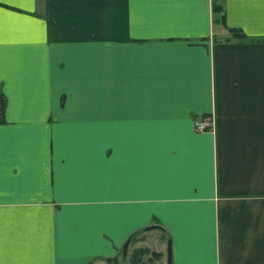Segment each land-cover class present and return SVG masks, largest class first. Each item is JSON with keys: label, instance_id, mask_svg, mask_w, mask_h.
Here are the masks:
<instances>
[{"label": "crops", "instance_id": "0c3cea01", "mask_svg": "<svg viewBox=\"0 0 264 264\" xmlns=\"http://www.w3.org/2000/svg\"><path fill=\"white\" fill-rule=\"evenodd\" d=\"M0 92V264H264V0H0Z\"/></svg>", "mask_w": 264, "mask_h": 264}, {"label": "rangeland", "instance_id": "374dc122", "mask_svg": "<svg viewBox=\"0 0 264 264\" xmlns=\"http://www.w3.org/2000/svg\"><path fill=\"white\" fill-rule=\"evenodd\" d=\"M215 16L218 18L219 12L215 13ZM228 31H229V36L237 37V31H235V32H232L230 30H228ZM152 225H154V224H152ZM137 234L134 235V237L131 239V241L129 239L131 246L128 250V245H127L126 254L124 257L121 258L122 255H120V250H119L118 255L114 258H110L109 262L105 258H98V259H95V260L88 262V263L89 264H130L128 262V260L131 256L132 251L136 248H146L148 252L141 255V259L143 261L149 262L150 264H163L161 261L159 262L160 253H158L155 250H157V248L159 246L157 243L161 242L160 240L165 239V236L162 235V237L160 239L161 234L155 230L152 232L148 231L147 233L141 234V235L140 234L137 235ZM138 236H141V237L137 238ZM135 243H136V245H135ZM137 245H140V246L138 247ZM152 252L156 253V256L153 255ZM111 259L113 260V262H111Z\"/></svg>", "mask_w": 264, "mask_h": 264}, {"label": "trees", "instance_id": "16d2710c", "mask_svg": "<svg viewBox=\"0 0 264 264\" xmlns=\"http://www.w3.org/2000/svg\"><path fill=\"white\" fill-rule=\"evenodd\" d=\"M212 11H213V13L219 12V16H218L217 19H221V16H222L220 14L221 8H220V6L218 4H216V3H213L212 4ZM228 30H230L232 32L237 31L234 28H228ZM237 36H242V34L239 31H237ZM4 106H5V98H4V95L0 92V123L3 122V110H4ZM133 237H134V234H132L129 237L130 241H131V239ZM146 252H148L146 248H136V249H134L132 251V253H131V256H130L128 262L130 264H150L149 262H145V261H143L141 259V255H143ZM152 254L156 256V253H153L152 252ZM106 260L109 262L110 261V258H106ZM111 262H113L112 259H111ZM87 264H89V263H87Z\"/></svg>", "mask_w": 264, "mask_h": 264}, {"label": "built area", "instance_id": "2783aa9c", "mask_svg": "<svg viewBox=\"0 0 264 264\" xmlns=\"http://www.w3.org/2000/svg\"><path fill=\"white\" fill-rule=\"evenodd\" d=\"M213 128V118L211 115H206L200 120H194L193 129L195 131H210Z\"/></svg>", "mask_w": 264, "mask_h": 264}, {"label": "water", "instance_id": "95a60500", "mask_svg": "<svg viewBox=\"0 0 264 264\" xmlns=\"http://www.w3.org/2000/svg\"><path fill=\"white\" fill-rule=\"evenodd\" d=\"M157 227H158L157 225H150V226H146L145 229L148 230V229H154ZM128 242H129V238H127L122 244L121 255L123 257L126 254ZM166 264H170V244H169V241H167V243H166Z\"/></svg>", "mask_w": 264, "mask_h": 264}]
</instances>
